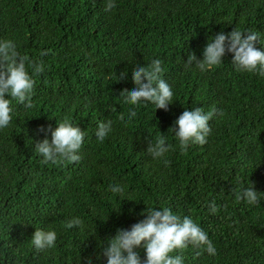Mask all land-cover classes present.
Returning a JSON list of instances; mask_svg holds the SVG:
<instances>
[{"label": "trees", "instance_id": "obj_1", "mask_svg": "<svg viewBox=\"0 0 264 264\" xmlns=\"http://www.w3.org/2000/svg\"><path fill=\"white\" fill-rule=\"evenodd\" d=\"M105 3L0 0V41L44 66L38 75L28 67L34 106L12 100L0 129V264H107L109 238L146 219L147 208L164 207L190 217L215 246L214 256L191 245L170 254L183 264H264V75L237 71L231 53L208 71L186 64L235 28L258 33L264 52V0H114L111 12ZM154 59L173 91L167 110L124 103L135 68ZM212 107L223 115L209 121L207 143L182 153L175 121L185 109ZM66 118L84 131L81 158L44 163L37 145ZM108 120L99 142L97 127ZM161 133L171 149L153 159L147 145ZM241 185L254 186L257 204L236 200ZM75 217L83 226L66 228ZM37 228L57 233L54 247H34ZM134 251L146 260L143 246Z\"/></svg>", "mask_w": 264, "mask_h": 264}, {"label": "clouds", "instance_id": "obj_2", "mask_svg": "<svg viewBox=\"0 0 264 264\" xmlns=\"http://www.w3.org/2000/svg\"><path fill=\"white\" fill-rule=\"evenodd\" d=\"M116 7L114 0H106L105 11L111 12ZM259 40V34L248 31L243 32L238 28L225 35L218 33L210 38L203 52V60H198L195 53L188 57L186 64L193 63L200 71H208L220 65L226 53L233 55L232 64L237 71L258 73L264 75V52L256 49L255 44ZM46 54V53H45ZM28 67L33 74L44 71L42 63L36 64L27 55H21L12 40L0 41V129L6 128L11 119L12 100L23 104L26 108H32V93L34 79L29 75ZM162 61L154 59L146 66H138L133 72V83L135 87L129 92L127 89L120 93L124 103L138 105L141 101L150 102L156 109L167 110L171 104L173 91L170 85L162 78ZM127 72L121 73L120 80H124ZM146 81V82H145ZM11 97L6 99L5 97ZM217 114L223 115L215 107L207 113L202 108L192 110L185 109L170 131L174 132L182 153H185L190 144L204 145L211 132L209 121ZM136 116L134 110H130L128 119L131 121ZM124 121L123 114L119 116ZM112 121L101 122L95 133L99 142H103L111 131ZM52 139H45L39 143L36 152L44 157V163H69L78 162L80 156L77 154L84 141V131L74 126L69 119L58 121L55 130H51ZM171 149L166 144V137L162 133L156 137L154 143L149 142L146 151L153 159H160ZM165 164L170 163L165 160ZM110 191L123 193L122 186L112 185ZM237 201H246L250 205L259 202L258 192L254 186L234 189ZM161 209V208H160ZM210 211L215 214L217 206L215 202L209 205ZM141 215L147 218L134 224L131 230L118 229L115 237H110L107 247L103 249V255L107 257V264H183L182 256L170 255L178 250H184L193 246L202 249L209 255H216V249L208 234L190 217L174 214L168 207L157 210L149 209ZM83 226V221L75 217L66 222V228ZM57 233L49 230L36 229L31 243L37 250L52 248L55 246ZM143 246L146 260L142 261L134 248ZM125 253L127 255L125 256ZM201 253H198V255Z\"/></svg>", "mask_w": 264, "mask_h": 264}]
</instances>
